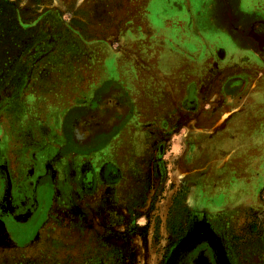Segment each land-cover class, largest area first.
<instances>
[{"label": "rangeland", "instance_id": "rangeland-1", "mask_svg": "<svg viewBox=\"0 0 264 264\" xmlns=\"http://www.w3.org/2000/svg\"><path fill=\"white\" fill-rule=\"evenodd\" d=\"M158 1L0 0V152L8 148L26 166L55 141L66 107L83 102L105 72L128 87L125 77L147 73L144 54L160 43L158 31L147 32L149 17L162 28ZM257 123L252 145L260 152ZM133 134L125 181L106 191L110 198L76 195L63 226L45 228L28 245L0 243V264H166L202 229L221 264H264V153L258 167L246 165L247 153L235 155L233 167L234 154L225 152L212 166V153L193 138L180 153L178 141L166 146L160 166L147 126Z\"/></svg>", "mask_w": 264, "mask_h": 264}, {"label": "flooded vegetation", "instance_id": "flooded-vegetation-1", "mask_svg": "<svg viewBox=\"0 0 264 264\" xmlns=\"http://www.w3.org/2000/svg\"><path fill=\"white\" fill-rule=\"evenodd\" d=\"M252 45L257 57L264 61V52H259L255 43ZM244 85V76L231 78L221 92L220 104L205 108L197 104L194 91L190 90L180 108L174 106L166 118L156 113V123L150 127L143 119L145 110L135 112L139 106L130 98L127 85L108 81L105 72L89 89L83 102L66 107L58 117V131L53 134L55 141L45 148L41 146L34 158L26 160V166L16 165L9 157L8 148L0 152V243L28 245L45 228L63 226L60 216L68 214L69 200L76 195L91 202L110 198L105 195L106 191L118 189L125 181L127 158L135 151V126H147L151 139L156 140L157 143L151 144L154 150H149L156 151V165H162L166 146L170 148L169 145L178 141L180 153L183 146L187 147L188 139L194 138L197 147L212 153L209 158L212 166L218 161L217 153L225 152L234 154L233 167L240 164L237 154L243 153H247L244 157L248 167H258L264 151L253 149V138L245 144L237 136L239 133L229 134L225 129L211 135L212 119L228 111L230 102L241 98ZM204 113L208 120L204 125L200 123L204 132L198 134L197 117ZM187 238L174 248L166 264ZM199 253L210 264H216L213 250L206 242H199L191 251H181L176 264H192Z\"/></svg>", "mask_w": 264, "mask_h": 264}, {"label": "crops", "instance_id": "crops-1", "mask_svg": "<svg viewBox=\"0 0 264 264\" xmlns=\"http://www.w3.org/2000/svg\"><path fill=\"white\" fill-rule=\"evenodd\" d=\"M154 8L162 28H155L149 17L147 32L158 31L160 43L139 55L149 60V71L124 78L129 85L132 80L127 91L139 106L135 112L143 108V119L152 127L158 116L166 118L174 106L180 108L190 90L198 105L214 107L223 98L226 82L244 76L241 98L230 102L220 117L211 118V135L225 129L239 133L248 144L257 131L255 123L264 127V61L252 45L264 52V0H159ZM205 115L197 117L198 134L204 132L200 123L207 122Z\"/></svg>", "mask_w": 264, "mask_h": 264}, {"label": "water", "instance_id": "water-1", "mask_svg": "<svg viewBox=\"0 0 264 264\" xmlns=\"http://www.w3.org/2000/svg\"><path fill=\"white\" fill-rule=\"evenodd\" d=\"M199 242H206L210 248L213 250L214 256H215V262L216 264H221L218 254L215 250L214 244L212 242V239L204 232H195L192 235H190L179 247L176 253L168 262V264H176L177 260L179 258V253L181 251H191L194 249L195 245ZM192 264H210L209 260L206 256H204L202 253H199L196 258L192 261Z\"/></svg>", "mask_w": 264, "mask_h": 264}]
</instances>
